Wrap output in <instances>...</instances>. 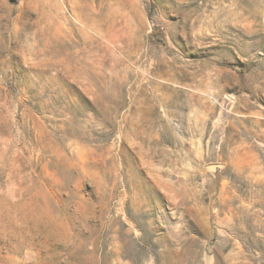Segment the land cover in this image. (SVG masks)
<instances>
[{
  "label": "rangeland",
  "instance_id": "1",
  "mask_svg": "<svg viewBox=\"0 0 264 264\" xmlns=\"http://www.w3.org/2000/svg\"><path fill=\"white\" fill-rule=\"evenodd\" d=\"M0 264H264V0H0Z\"/></svg>",
  "mask_w": 264,
  "mask_h": 264
}]
</instances>
